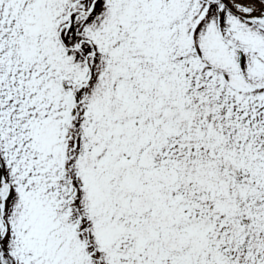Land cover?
Returning a JSON list of instances; mask_svg holds the SVG:
<instances>
[{
    "label": "snow or ice",
    "instance_id": "snow-or-ice-1",
    "mask_svg": "<svg viewBox=\"0 0 264 264\" xmlns=\"http://www.w3.org/2000/svg\"><path fill=\"white\" fill-rule=\"evenodd\" d=\"M0 264H264V0H0Z\"/></svg>",
    "mask_w": 264,
    "mask_h": 264
}]
</instances>
